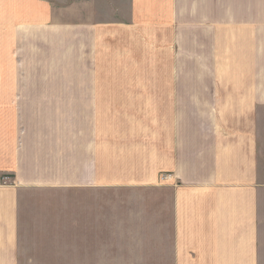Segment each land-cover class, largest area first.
Wrapping results in <instances>:
<instances>
[{"label":"crops","instance_id":"crops-1","mask_svg":"<svg viewBox=\"0 0 264 264\" xmlns=\"http://www.w3.org/2000/svg\"><path fill=\"white\" fill-rule=\"evenodd\" d=\"M125 1L0 0V250L16 247L17 186L154 188L171 193L173 256L202 259L175 263L264 264V0H181L232 26L229 55L203 27L200 82L63 64L65 35L107 41Z\"/></svg>","mask_w":264,"mask_h":264},{"label":"rangeland","instance_id":"rangeland-1","mask_svg":"<svg viewBox=\"0 0 264 264\" xmlns=\"http://www.w3.org/2000/svg\"><path fill=\"white\" fill-rule=\"evenodd\" d=\"M126 1L123 21L117 15L104 26L107 41H72L65 35L63 64L69 68L112 66V72L96 74L112 81L145 75L147 79L200 82L205 29L218 32V49L231 54L232 26H203V10L178 7L184 3L181 0L175 8L169 7L171 0H160L161 5L154 7L147 0ZM137 5L144 8L142 16H137ZM220 59L230 63V57ZM134 65L154 69L142 74L114 71ZM65 75L70 79V74ZM17 189L16 247L0 250V264H203L175 263L202 259L173 256L174 214L167 189L132 193L49 186Z\"/></svg>","mask_w":264,"mask_h":264}]
</instances>
